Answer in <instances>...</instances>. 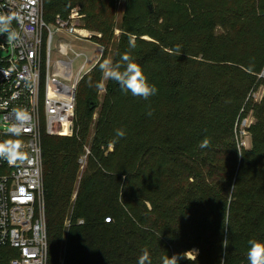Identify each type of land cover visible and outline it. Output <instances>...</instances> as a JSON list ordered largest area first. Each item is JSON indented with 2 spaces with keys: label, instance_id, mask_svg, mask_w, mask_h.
I'll return each mask as SVG.
<instances>
[{
  "label": "trees",
  "instance_id": "obj_1",
  "mask_svg": "<svg viewBox=\"0 0 264 264\" xmlns=\"http://www.w3.org/2000/svg\"><path fill=\"white\" fill-rule=\"evenodd\" d=\"M120 3L43 0L49 25L79 7L107 55L116 45L115 63L130 55L158 90L145 100L108 80L101 103L103 56L79 84L73 137L44 134L49 264L144 251L151 264L193 251L178 264H249L248 241L264 242V0H126L117 23ZM15 256L0 248V264Z\"/></svg>",
  "mask_w": 264,
  "mask_h": 264
},
{
  "label": "built area",
  "instance_id": "obj_2",
  "mask_svg": "<svg viewBox=\"0 0 264 264\" xmlns=\"http://www.w3.org/2000/svg\"><path fill=\"white\" fill-rule=\"evenodd\" d=\"M0 17L17 34L0 43L6 53L0 57V152H7L0 155V248L16 251L9 264H49L43 136L73 137L78 87L90 72L83 74L85 55L75 76V59H54V43L57 53L70 57V37L89 42L92 34L79 7L47 24L43 0H0Z\"/></svg>",
  "mask_w": 264,
  "mask_h": 264
},
{
  "label": "clouds",
  "instance_id": "obj_3",
  "mask_svg": "<svg viewBox=\"0 0 264 264\" xmlns=\"http://www.w3.org/2000/svg\"><path fill=\"white\" fill-rule=\"evenodd\" d=\"M9 24L10 21L8 19L0 17V32L8 33V38L14 41L17 39V34L10 29ZM177 51L180 52L179 47ZM99 67L105 79L116 82L123 92L131 93L134 97L147 100L158 91L154 85L149 83L141 67L133 62L132 57L126 53L122 55L120 63H113V61L109 59L101 63ZM149 115H151V113H149ZM116 136L122 138L125 136V132L122 129H117ZM209 144L210 141L205 138L201 142L200 147L206 148ZM0 155H7V152H0ZM227 240L228 239H225L223 241V246L225 248L228 246L226 243ZM248 245L247 259L249 264H264V242L250 239ZM186 253L182 255L176 254L171 257L166 255L163 258L162 264H178L179 260L182 258L193 260V258L186 256ZM137 264H151L147 251H144L140 255ZM221 264H223V260Z\"/></svg>",
  "mask_w": 264,
  "mask_h": 264
},
{
  "label": "rangeland",
  "instance_id": "obj_4",
  "mask_svg": "<svg viewBox=\"0 0 264 264\" xmlns=\"http://www.w3.org/2000/svg\"><path fill=\"white\" fill-rule=\"evenodd\" d=\"M126 11H127L126 0H121L119 8L117 9V14H118L117 23L122 22ZM87 32H90L92 34V37L97 38L98 40H101L103 38L101 33L91 32L89 30H87ZM121 35H122L121 30L118 27H115V36L117 38H120ZM70 38L73 41V47H74L73 52H71V56L66 57V56H63V55H60L59 53H57L56 41H55L53 58L54 59H63V60L75 59V62L73 64V72H74L75 76L81 71L82 66L86 63L85 55H87L89 57V62L87 63V65L83 71V74L88 73L89 70L91 72L94 69V67L101 61L103 56L106 57V55H107L108 46L107 45L100 46V43H98L99 41L97 39L92 38L89 42H83V41H79L77 39H74L73 37H70ZM8 40H9L8 35L4 32H0V43L5 44ZM101 48H104V52H103L102 57L100 56ZM76 54H83V55L81 56V58H76ZM115 56H116V45H114V47L112 45L111 49H109L106 60L110 59L113 61V63H115ZM0 57H3V58L6 57V53L2 50H0ZM90 72L88 74H90ZM108 80L109 79L104 78V81H103V84L101 87V91L99 93V100L101 103L104 100ZM263 94H264V89H261L257 94L254 95V97L256 98L257 101H260L263 97ZM98 114H99V110L97 111V113L95 115V119L97 118ZM1 120L2 119L0 117V130H5V127H4L3 123L1 122ZM254 121L255 120H254L252 114H250L247 119L243 120V122L240 126V129H241L240 145L243 147L251 148V137H250V134L247 132V128H249L250 125ZM52 137H58V136H52ZM86 159L84 158V168L86 166V161H87ZM195 254H196V251L190 252L189 257L194 258Z\"/></svg>",
  "mask_w": 264,
  "mask_h": 264
}]
</instances>
